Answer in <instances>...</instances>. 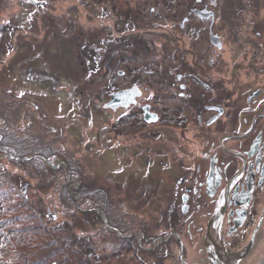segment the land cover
<instances>
[{"label": "flooded vegetation", "instance_id": "flooded-vegetation-1", "mask_svg": "<svg viewBox=\"0 0 264 264\" xmlns=\"http://www.w3.org/2000/svg\"><path fill=\"white\" fill-rule=\"evenodd\" d=\"M236 1L195 0L189 14L195 11L192 19L201 27L179 31L171 49L155 50L152 60L131 55L129 48L137 46L122 31L117 75L112 55L106 60L105 125L79 147L94 152L104 143L108 179L116 188L134 193L138 178L149 189L150 177H159L171 197L159 190L167 203L160 223L151 224L153 236L141 229L116 232L129 239L127 255L139 264L151 251L156 264L243 263L264 230V31L257 29L264 0H249L250 31H240L231 15L247 17ZM229 18L236 25L231 31H214L216 20L224 29ZM133 34L142 46V34ZM118 92L122 96L113 101ZM91 114L84 115L89 122ZM67 128L83 137L76 123ZM133 201L130 210L138 206Z\"/></svg>", "mask_w": 264, "mask_h": 264}, {"label": "rangeland", "instance_id": "rangeland-1", "mask_svg": "<svg viewBox=\"0 0 264 264\" xmlns=\"http://www.w3.org/2000/svg\"><path fill=\"white\" fill-rule=\"evenodd\" d=\"M246 1L247 5L238 0L235 5L247 16L235 15L238 21L233 22L240 24V31H250L251 7ZM195 5V0H0V150L6 153L0 155V264H121L117 258L100 259L97 248L93 260L88 253L78 252L74 243L73 256L59 249V236L72 233L67 218L73 211L63 206V186L70 189L72 199L74 191L88 188L96 193L101 188L106 195L113 194L116 203L135 200L138 206L131 210L143 223L160 221L167 201H160L159 190L163 196L167 193L159 177H150L149 189L138 178L134 193L127 187L116 188L108 179L111 162L100 148L104 143L94 152H85L79 145L81 140H94L91 133L105 125L106 60L112 55L117 75L122 69L117 63L124 51L122 31H129L137 46L129 48L131 55L152 60L155 50L161 54L171 49V39L179 38L180 30L201 27L200 20L192 19L195 11L189 14ZM260 11L257 16L263 21L257 29L264 31ZM222 25L216 20L214 31H231L236 26L230 18L224 29ZM133 33L142 34V46ZM12 102L18 104V112L14 108L10 112ZM27 102L39 105V112ZM75 123L82 130L80 139L75 129L67 128ZM75 159L79 175L65 170ZM96 210L106 221L103 210ZM248 240L249 234L243 243ZM106 247L110 250L111 245ZM253 247L239 264H259L264 259V230ZM126 259L125 264H136L135 259ZM126 259L121 260L123 264Z\"/></svg>", "mask_w": 264, "mask_h": 264}, {"label": "trees", "instance_id": "trees-1", "mask_svg": "<svg viewBox=\"0 0 264 264\" xmlns=\"http://www.w3.org/2000/svg\"><path fill=\"white\" fill-rule=\"evenodd\" d=\"M234 14L231 15L235 16ZM27 103L33 110L36 107V109L34 110L36 113L39 112V105H35L30 102ZM9 107H11L10 112L12 111V108H14L17 112L20 109L16 102H12ZM35 118L36 116L32 117L34 121ZM30 125H32V123ZM0 151L2 152L0 153V155H6L4 151ZM69 162L72 167H66L65 170L69 169L72 174H76L77 166L74 165L78 162V160H70ZM97 189L98 192L96 193H91L94 191H90L88 188H84L81 192L74 191V197L72 199L70 197V189L64 186L60 187L61 195H63V197H61L63 206L72 209L73 214L69 216V218H67V220H70L69 226L72 227V233L70 234L69 231H67V234L63 233L62 236H59L61 238V247L59 249H63L67 252L71 251L70 255L73 256L72 244L74 243L75 247H77L78 252L83 254L88 253V257H90V260H93L96 255L94 251H96L97 248L99 253L97 256L100 257V259L107 260L108 257L111 259L117 258L121 262V264H123L121 260L126 259V257L128 256L127 254L131 252V248L126 245V238H121L116 233L108 230L106 221L107 223H109L111 228H116L121 234H128L133 230L141 229L145 232L146 236L150 235V233L148 232V229L151 228V224L149 223L150 221L146 219L147 222L143 223V221L141 220L142 218H138V213L128 209V206L126 204L130 203L131 201L127 200V203H123V205L127 207L119 206L122 204L117 205L118 203L116 204L110 194L106 195L104 189ZM65 197L70 200V202H68V200L64 201L63 199H65ZM132 202L134 203V201ZM95 207L103 210L106 221L102 217L101 212L97 211ZM144 219L145 218L143 217V220ZM145 223L147 224L144 226ZM53 243H56L55 240H53L52 244ZM85 243L87 244V246H82ZM109 245H111L110 250H108V247H106ZM134 245L138 247L137 243H135ZM126 246L128 248L127 250L125 249ZM134 250L136 251V249ZM151 252L152 254L144 252L146 253L145 256L148 255L147 257L143 256L144 264H156L160 261L156 259L157 254L153 251ZM127 259L124 261V264L126 263ZM135 262L136 264H139L137 261Z\"/></svg>", "mask_w": 264, "mask_h": 264}, {"label": "water", "instance_id": "water-1", "mask_svg": "<svg viewBox=\"0 0 264 264\" xmlns=\"http://www.w3.org/2000/svg\"><path fill=\"white\" fill-rule=\"evenodd\" d=\"M120 96H122V92L115 93L113 96L114 101H116Z\"/></svg>", "mask_w": 264, "mask_h": 264}, {"label": "bare ground", "instance_id": "bare-ground-1", "mask_svg": "<svg viewBox=\"0 0 264 264\" xmlns=\"http://www.w3.org/2000/svg\"><path fill=\"white\" fill-rule=\"evenodd\" d=\"M259 264H264V259Z\"/></svg>", "mask_w": 264, "mask_h": 264}]
</instances>
